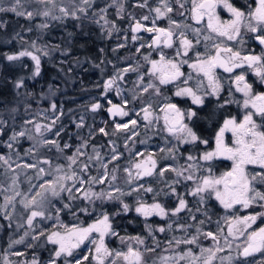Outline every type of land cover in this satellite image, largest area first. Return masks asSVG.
<instances>
[{
	"label": "snow or ice",
	"instance_id": "6c2138e0",
	"mask_svg": "<svg viewBox=\"0 0 264 264\" xmlns=\"http://www.w3.org/2000/svg\"><path fill=\"white\" fill-rule=\"evenodd\" d=\"M24 3L42 5L43 9L20 10L24 6L21 0H11L7 5L5 0H0V13L11 12L28 21L36 16L54 21L92 19L109 37L121 29L115 20L108 19V9L115 6L119 19H124L126 11L125 0H111V4L103 7L96 5V0H67V3L65 0H24ZM174 4L178 7L174 8ZM132 7L148 9V14L140 18L128 13L130 23L124 30L131 33L130 40L134 44L138 43L131 59L139 54L140 60L136 61L135 66L129 63L117 69L105 80L102 96L108 105L110 117L127 118L112 120L113 133H130L125 141L126 148L128 141L139 135L137 129L141 124L146 131L155 128L165 133L164 144H171V147L159 148L158 152L163 155H158L157 151L133 152L129 149L131 158L122 169L123 183L135 186L126 192L117 184L121 171L118 162L124 154L118 150L115 142L109 141L111 154L106 162L96 145H91V154L87 152L95 129L90 128L89 138L80 137V142L68 155L67 151L73 145L69 142L61 144L65 126L61 124L57 127L60 116L47 124L26 120L20 131L13 126L8 139L0 142L9 149L7 155L0 154V164L5 167L6 175L11 173L7 186L0 183V196L3 198L0 214L4 219L12 220L14 214L23 219L27 213L24 223L28 227L19 239L9 240L8 249L25 244L26 238L31 236L33 242L43 239L42 247L51 246L43 264H148L146 256L155 254L161 244L156 233L167 234L179 230L183 235H173L167 239L163 249L166 254L154 255L151 264H264V91H257L245 72L248 69L259 85L264 86V0H249L248 3H239V0H157L155 6H150L149 0H137ZM57 10L59 15L55 14ZM222 11L228 13L229 18H222ZM173 13L183 19H173ZM165 20L167 26H161L160 21ZM6 23L0 21V29ZM48 27L46 22L36 25L40 30ZM23 30L31 32L32 28ZM141 33H147L148 39L145 40ZM12 39L26 46L17 52L0 53V56L8 62H22V58H29L33 62L31 78L41 75L43 57L62 51L58 44L38 46L36 40L26 41L21 32H15ZM128 40L126 34L124 41L117 43L112 51L127 47ZM3 43H11V40ZM250 43L260 47L259 54L248 47ZM144 49H147L146 54ZM67 51L63 49L65 55ZM145 65L147 68L142 71ZM185 67L187 72L184 71ZM218 69L230 74L227 89L218 75ZM130 73L137 76L134 90H129L131 101L119 86V82L125 81ZM25 86L24 76L14 81L17 90ZM168 86L174 87L171 95L164 94L163 90ZM225 91L228 98L221 102ZM113 92L119 97V102L109 98ZM235 93L242 94L243 99H236ZM210 97L216 98L218 111L231 104L238 105L243 110L242 117L226 116L211 138L215 146L193 155L197 145H209V138L199 133L197 125L201 119L199 111L207 106L206 101ZM176 98H180L179 101ZM184 100H190L194 107H181ZM130 103H139L140 107L129 108ZM103 107L97 100L90 104L89 110L96 113ZM51 109L54 112L57 109L54 102ZM16 112L15 107L10 110L11 114ZM213 115L210 113L205 119H212ZM10 118L14 125L15 116L11 115ZM73 123L77 129L86 126L83 115ZM27 125H32V129H27ZM7 130L8 120L0 115V136L6 134ZM98 132L109 135L105 127H100ZM46 134L53 138H45ZM227 134H230V140ZM21 138L33 142V146L25 150L24 156H31L34 162L16 163L13 168L14 145H18ZM172 140L176 143H172ZM139 142L142 145L148 143L147 140ZM184 145L192 146L186 156L181 152ZM41 148H47L49 152L55 149L56 159H63L66 163H56L53 167L52 158L40 156ZM15 155L20 160L19 152ZM181 157L186 161L183 165L164 163L161 166V162L167 160L178 163ZM217 161H230L231 167L216 175L214 169ZM110 164L113 165L111 170ZM93 166L96 167V175L91 174ZM26 169L33 170L34 177H27L29 188L24 192L20 188L19 177ZM168 172L174 173L175 178L164 180L167 190L137 183L145 178L159 177L163 180ZM33 179L38 183L33 184ZM97 185L106 187L97 191ZM182 185L186 188L185 193L178 191ZM139 193H151V202L141 198ZM133 195H137L134 205L125 202V197ZM160 197L168 200L174 198L175 206L169 207ZM187 197L197 199L195 212L189 206ZM212 200L224 210V215L215 221V231L205 228V225L213 223L208 208ZM81 201L86 202L85 206H80ZM106 202L119 206L110 213L104 208ZM17 205H20L19 209ZM257 207L261 211H254ZM241 209L247 214H240ZM250 209L253 211H248ZM133 211L144 218L147 237L152 238L154 246L147 245V237L121 236L116 231L115 218ZM185 212L192 223H176L174 229L172 218ZM62 214H70L77 219L79 214L95 215V219L86 226L83 222L69 225L61 219ZM197 214L203 215L204 219L198 220ZM153 217L169 222L166 226L154 227L148 223ZM38 219L41 222L53 221L52 227L38 228ZM258 221L261 222L260 226L254 227ZM16 227L22 228L24 224L17 223ZM190 229L194 231L190 232ZM108 238H118L121 247H110ZM202 238L211 243L205 247ZM181 245L185 246L183 250ZM26 247L32 249L35 244L29 243ZM194 247L198 252L194 251ZM11 255L23 257L25 253L18 251ZM257 255L260 259H256ZM0 260L3 264H13L7 250L0 255ZM17 264L42 262L33 253L30 261L23 260Z\"/></svg>",
	"mask_w": 264,
	"mask_h": 264
},
{
	"label": "trees",
	"instance_id": "16d2710c",
	"mask_svg": "<svg viewBox=\"0 0 264 264\" xmlns=\"http://www.w3.org/2000/svg\"><path fill=\"white\" fill-rule=\"evenodd\" d=\"M96 5L101 7L109 0H96ZM24 5L22 10H34L35 3L25 4L24 0H21ZM128 9L132 11V15L136 18H140L141 16L148 14L146 8H136L132 7L133 4L137 2V0H127ZM37 6V5H36ZM176 8V5H173ZM95 7V6H94ZM178 7V6H177ZM116 8V7H115ZM57 15H59L58 10L56 11ZM128 14V13H127ZM124 14V19H119L114 16L113 13L108 12V19L115 20L117 22V26L121 29L120 32H114L111 37H109L106 31H101L99 25L93 22L92 19H83L80 21L74 20L72 18H66L63 21H54L51 19L45 20V18L40 16L34 17L32 21H28L25 17L17 16L14 13L6 12L0 13V21H6V26L3 29H0V53L3 52H14L15 49L18 48V40H13L12 37L15 32H21V35L24 37L26 41L36 40L38 46L44 45H60L62 51L53 52L50 57L42 58V72L39 77L31 78V66L30 61L26 58H22V62H8L0 56V115L3 116L4 119L8 120V130L6 134L0 136V142L6 141L8 139L9 130L15 127L16 131H20L22 128L21 123L24 124L26 120H43L44 124L50 123L56 116H60V121L57 124L59 127L61 124L65 126V133L62 134L61 144L64 142L72 143L74 141V146H76L80 140V137L89 138V130L95 129V134L90 139V145L87 148V152L91 154L92 149L91 145H96L101 154L104 156L105 162L108 160L111 154V145L109 141L112 140L118 146V150L122 152L124 155L122 159L118 162L121 168V171L118 173L120 177L119 186L123 188L125 185L122 181L124 178V173L122 171L123 167L126 166L127 161L131 158L129 155V149L132 151H157L158 155H163L158 152V149L161 147H171V144L165 145L163 137L166 135L165 133L159 132L157 129L153 128L150 130H145L141 124V126L137 129L139 135L133 137L132 140L128 141V147H125V141L127 135L130 133H113V123L112 120L115 119L117 121L126 120L127 118H112L109 119L106 116L104 111L106 101L103 99V83L109 77H111L117 69H121L126 67L129 63L135 66L136 61H139L140 55L137 54L135 59H131L133 53H135V47L138 46L133 42H128L127 47L123 49H119L116 52H113L112 49L116 47L117 43H122L124 41L125 35L130 32L125 33V29L128 28V24L130 20L128 15ZM173 18H177L179 15L177 13H173ZM89 16H91V10L89 12ZM116 17V18H115ZM37 20L39 23H48L49 27L45 30H40L36 28ZM162 26L165 25V22L162 23ZM32 28L31 32L24 31L25 28ZM72 33L71 36L68 34ZM145 40L148 39V34H142ZM11 40V43H3V41ZM248 47L254 48L255 52L259 53L261 50L255 43H250ZM63 49H67V54L65 55ZM103 49V51H101ZM143 52L146 54L147 49H144ZM141 63H143L141 61ZM23 65H27V67H23ZM144 69H142L143 71ZM25 77V87L22 89L14 88V81L19 77ZM224 81L226 82L228 76L226 74L220 75ZM137 76L135 73L127 74L126 80L130 83H134ZM51 85V88L49 87ZM134 85V84H133ZM119 86L124 90L125 96L131 101L132 95L130 86L119 82ZM172 86H168L164 89L165 95H171ZM27 93H31V95H27ZM222 97V96H221ZM109 98L113 99V101H118L119 97L115 96V93H110ZM179 101L180 98H176ZM99 100L104 107L96 113H92L89 108L90 104ZM55 103L57 105V109L54 112L51 109V104ZM222 102V101H221ZM30 106V107H27ZM206 107L199 111V116L201 117L197 129L199 133L204 138H209V145H197L196 151H193V155H199L205 150H211L213 140L211 139L214 136L215 130L221 120H223L228 115H234V109L232 104L227 106L223 110H216V98L210 97L206 101ZM181 107H190V100H184L180 105ZM15 107L17 112L15 114H11L10 110ZM136 107L137 109L140 107L139 103H130L129 108ZM194 107V106H192ZM44 110H47L46 112ZM61 112L63 115H61ZM214 114L212 119H205V117H209V115ZM11 115L15 116V123L10 118ZM81 115L85 118L86 126L82 129H77L75 127V123L73 121L78 122ZM107 122V123H105ZM12 126V127H11ZM28 126L26 128L28 129ZM11 127V128H10ZM100 127H105L106 131L109 133L108 136H104L98 132ZM48 139L53 138L50 134H46ZM171 139V138H169ZM140 140H147L148 143L146 145L140 144ZM30 141L26 138H21L18 145H14L13 149V158L15 163H21L25 159L20 158V160L16 159V152H19L20 157L24 156V152L22 150V145L29 143ZM172 143H176L175 140H172ZM43 151H48L47 148H42ZM27 150V149H26ZM192 150V146L184 145L181 147V152L184 153V156L188 154L189 151ZM9 152L2 143H0V154L6 155ZM49 155V156H48ZM47 156L52 158L54 163H61L62 159H56V153L52 150ZM186 161L184 157H181L177 162L167 160L162 161L161 166L164 163H173L176 166L184 164ZM113 167L112 164L109 165V169ZM225 167L224 161H217L214 172L217 173L221 169ZM91 174L96 175V167L93 166L91 169ZM27 171L20 175V188L23 191L25 187L29 185L26 177H34L28 173ZM5 175V168L2 169L0 166V176ZM175 178V174L168 172L166 173L165 178L162 180L159 177L154 178H145L143 181L137 183H145L146 186H152L153 188L160 190L165 188L164 180L171 181ZM117 181V183H118ZM32 183L37 182L36 180H32ZM27 184V186H26ZM135 184L128 186L129 191L131 187H134ZM181 187L178 188V191L182 193ZM141 198L150 201L152 194H138ZM137 196V195H133ZM132 197V196H130ZM129 198V197H127ZM137 199V198H136ZM162 202H165L169 207L175 203L174 198L168 200L164 197H160ZM189 206L192 208V211L195 212L196 207L198 206L197 200L190 199ZM80 206H85L86 202H79ZM112 202H106L104 204V208L112 212L114 209H111ZM134 201L130 200V204H133ZM98 210L97 214H99V202H97ZM208 208L210 209L209 215L212 217V221L219 217L221 210L219 207L214 205L213 200L209 203ZM213 212L216 213L213 215ZM61 219L65 224L71 225L72 223H86L89 220L95 219V215H83L79 214L78 219L74 218L70 214H62ZM197 219H204V216L201 214H197ZM169 221L162 220L161 218H157L156 220L149 219L148 223H151L153 226L157 224V226H166V223ZM174 222V229L176 223H192L189 219V214L187 212L181 213L179 217L172 218ZM39 223V219L36 221V224ZM53 221H47L45 224H37L38 228H51ZM145 221L141 219H136V217L130 213L123 214L119 217H116L114 220V227L116 231L120 233L121 236H136L145 235ZM214 223L211 225H205L206 230L213 228ZM22 227L21 229L25 228ZM14 232V235L17 236L19 231ZM27 227L25 228V230ZM190 232L194 231V229H190ZM181 236L182 232L179 230H175L170 233H156V238L161 241L159 251L163 250L165 246V241L171 236ZM19 239V238H18ZM2 238L0 237V243L2 242ZM33 243L31 240V236L26 238L25 244L14 245L13 249L15 251H24L29 252V248L26 247L27 244ZM110 247L120 246L121 242L118 238H109ZM146 243L149 247L154 246L151 237H147ZM112 244V245H111ZM114 244V245H113ZM158 251V252H159ZM156 254H148L146 259L148 260V264H151V257ZM41 257L40 255H37ZM256 259H260V256L257 255Z\"/></svg>",
	"mask_w": 264,
	"mask_h": 264
},
{
	"label": "rangeland",
	"instance_id": "374dc122",
	"mask_svg": "<svg viewBox=\"0 0 264 264\" xmlns=\"http://www.w3.org/2000/svg\"><path fill=\"white\" fill-rule=\"evenodd\" d=\"M127 0H125V8H126V11H125V14H127V13H131L132 14V11L131 10H127L128 8V2H126ZM11 2V0H5V3H6V5L8 4V3H10ZM97 2V1H96ZM149 2H150V6H155L156 5V2H157V0H149ZM22 3V2H21ZM65 3H67V0H65ZM106 4H111V0H109V1H107V3H105L104 5H102L101 7H103V6H105ZM177 7V6H176ZM37 8H40L41 10L43 9V6L42 5H34V10L35 9H37ZM23 8H21L20 10H22ZM147 10V12H148V9H146ZM108 12H110V13H113L114 14V16H116L117 17V15H116V8H115V6H112V7H110L109 9H108ZM128 15V14H127ZM115 17V18H116ZM40 19H41V16L39 17ZM173 19H176V18H173ZM177 20H182V19H177ZM39 20H37V24H39ZM163 22H165V25L164 26H167V21L165 20V21H162V23ZM189 23H192V21H189ZM128 26H129V24H128ZM162 26V25H161ZM142 34H147V33H141L140 35H142ZM130 36H131V33H129L128 34V37H129V40H128V42H132L131 40H130ZM26 45H21L20 43L18 44V48L17 49H15L14 50V52H17V51H20L21 49H22V47H25ZM260 48V47H259ZM201 51H203V48H201L200 49ZM261 50V49H260ZM256 54H259V53H257V52H255ZM169 54H171V50H169ZM26 59H28L29 61H30V66H31V72H32V61L29 59V58H27V57H25ZM140 59V58H139ZM147 68V65H145L144 66V70ZM184 71L185 72H187L188 71V69H187V67H185V69H184ZM222 71V72H221ZM217 72H218V75H222L224 72H223V70L222 69H218L217 70ZM245 72H247L248 73V75H247V79L249 80V82L250 81H253V82H255V86H256V90L257 91H264V88H259V87H261L260 85H259V83H258V80H257V78L248 70V69H245ZM224 74H226V76H228V78H227V81L226 82H223L224 84H225V88L227 89V87H228V80H229V76H230V74H228V73H224ZM222 81H224V79L222 78ZM121 83H123V84H125L126 83V85H128V86H130V89L131 90H134V83L132 84V83H130V82H128L127 80H125V81H121ZM171 90H172V92L174 91V87H172L171 88ZM171 92V93H172ZM235 95V98L236 99H240V100H242L243 99V97H242V94H239V93H235L234 94ZM225 98H228V96H227V91H225L223 94H222V97H221V101L223 102V99H225ZM114 102H119V100L118 101H114ZM107 106V104L105 105V107ZM230 106V105H229ZM232 106H233V109H234V115L235 116H237L238 118H241L242 117V112H243V110L238 106V105H236V104H232ZM117 118V117H116ZM119 118V117H118ZM118 120V119H117ZM36 122H41V123H43L44 121L43 120H41V119H39V120H35ZM222 121L223 120H221V122L219 123V124H221L222 123ZM10 124H13L12 122L10 123ZM22 125H24L23 123H21V126ZM161 125H162V121H161ZM20 126V127H21ZM219 126V125H218ZM218 126H217V128H218ZM12 127V126H11ZM10 127V128H11ZM32 125H29L28 126V129L29 130H31L32 129ZM22 128V127H21ZM216 128V129H217ZM12 129L13 128H11L10 130H9V134L11 135V132H12ZM22 130V129H21ZM216 131V130H215ZM228 135V138H229V140H230V134H227ZM72 145H73V148L71 149V150H68L67 151V154L68 155H71V153H72V151H74V149H75V146H74V141L71 143ZM33 146V142L32 141H30L29 143H26V144H24V145H22V150L23 151H25L26 149H28L29 147H32ZM215 145H214V142L212 143V148L214 147ZM211 148V149H212ZM53 151L55 152V149H53ZM50 152L49 151H43V149L41 148L40 149V156H47L48 154H49ZM7 155V154H6ZM49 156V155H48ZM20 158H24L25 160L23 161V162H28V163H32V162H34L33 161V158L31 157V156H23V157H20ZM13 161H14V158H13ZM225 162V167L223 168V169H221L220 171H218L217 173H215L216 175H219L220 174V172H222V171H225V170H227L228 168H230L231 167V162L230 161H224ZM22 163V162H21ZM61 163H66L63 159H62V161H61ZM55 164L56 163H54L53 162V167L55 166ZM185 164V163H184ZM15 165H16V163L15 162H12V166H13V168H15ZM182 165H183V163H182ZM0 166L2 167V169H4L5 167L2 165V164H0ZM46 168H47V166H45ZM31 169H26V170H24V172L23 173H26L27 171H30ZM109 170H111V169H109ZM23 173H21V175H23ZM29 174H31L32 176H34V171L33 170H31V172H29L28 173V175ZM10 176H11V173H7V175L5 174V175H2V176H0V183H4V185L5 186H7V184L10 182ZM26 180H27V177H26ZM35 180V179H34ZM124 180V178L122 179V181ZM35 183H38V182H35ZM35 183H33V184H35ZM117 184H119V181H118V183ZM26 186H27V184H26ZM191 185L189 184V187H190ZM101 187H106V185H104V186H100V185H97L96 186V190L97 191H99L100 190V188ZM181 187V190L180 191H182V193H185L186 192V188L182 185V186H180ZM28 188H29V185L27 186V187H25V189L23 190L24 192H27V190H28ZM123 189L124 190H128L127 189V185H124L123 186ZM66 195V194H65ZM136 198H137V196H132V197H129V198H127V197H125L124 199H125V202H127V203H129L130 204V200H133L134 201V203H135V201H136ZM190 199H193V200H197V199H195V198H192V197H190ZM148 202H151V200L150 201H148ZM213 202H214V205L215 206H217V207H219L220 208V210H221V213L219 214V217H222L223 215H224V210L219 206V204L217 203V202H215L214 200H213ZM0 203H3V198H2V196H0ZM134 203L132 204V205H134ZM118 204L117 203H114V202H112L111 203V209H114L112 212H114V211H116L117 210V208H118ZM175 206V203L174 204H172L170 207H174ZM17 208L19 209L20 208V205H17ZM248 211H253V209H250V210H248ZM254 211H261V209L260 208H255L254 209ZM111 213V212H110ZM130 214H132V215H134L135 217H136V219H141V220H143V221H145L144 220V218L143 217H139L134 211L133 212H130ZM240 214H247V212L245 211V210H240ZM26 215H27V213H25V216H24V218L23 219H21L20 217H18V216H16L15 214H14V218L12 219V220H6V219H4V216H3V214H0V237L2 238V242L0 243V255H2L6 250L8 251V254H9V259L11 260V261H13V264H17V262H19V261H23V260H28V261H30L31 260V258H32V254L33 253H35L36 255H40L41 257H39L40 258V260H41V262H42V264H43V262H45L46 260H47V258H48V256H49V254H50V249H51V246L50 245H46V246H41V245H44V241H43V239H41L40 241H37V242H33L34 244H35V247L34 248H32V249H30L29 250V252H24V251H19V252H24L25 253V256H23V257H17V256H14V255H11V253H13V252H18V251H15L14 249H13V247L11 248V249H8V242H9V240H11V239H18L20 236H22L23 234H24V231H25V228L26 227H28L27 225H26V223H24V221L26 220ZM123 215V214H122ZM219 217H217L216 219H214V221H213V223H214V225H213V228H211L210 230H212V231H215V228H216V225H215V221L219 218ZM154 218V220H156L157 218H159V217H153ZM153 218H151V219H153ZM94 219H92V220H89L88 222H86V223H84V225L86 226L88 223H91L92 221H93ZM47 221H43V222H41L40 220H39V223H37V224H45ZM17 223H21V224H24V226L26 225V227L25 228H23V229H21V228H17L16 227V225H17ZM260 224H261V222L260 221H258L257 222V225H255L254 227H257V226H260ZM9 225H11V227H9ZM157 226V224L154 226V227H156ZM21 229V232L19 231V233H18V235L17 236H15L14 235V232H17L18 230H20ZM27 230V229H26ZM208 230V229H207ZM143 236L144 237H147V232L145 231V235L143 234ZM108 242H109V238H108ZM201 242H202V244L205 246V247H207L211 242L210 241H208V240H203V238H202V240H201ZM112 245V244H111ZM114 245V244H113ZM109 246H110V243H109ZM165 246H166V244H165ZM117 247H120V246H115L114 245V247L113 248H117ZM184 247L185 246H183V245H181V250H183L184 249ZM160 249H157V251H156V255H161V254H166V253H164L163 252V250H161V251H159ZM159 251V252H158ZM194 251H197L198 252V249H196L195 247H194ZM224 254H226V253H224ZM154 258V256L153 257H151V260H149V261H151L152 262V259ZM0 264H3V261L2 260H0Z\"/></svg>",
	"mask_w": 264,
	"mask_h": 264
},
{
	"label": "flooded vegetation",
	"instance_id": "af4514ba",
	"mask_svg": "<svg viewBox=\"0 0 264 264\" xmlns=\"http://www.w3.org/2000/svg\"><path fill=\"white\" fill-rule=\"evenodd\" d=\"M249 2V0H239V3H248ZM221 16H222V18H224V19H227V18H229V14L228 13H226V12H221ZM183 19L182 17H180V16H178L176 19ZM190 21V20H189ZM188 21V22H189ZM222 72V71H221ZM251 83H254V85H255V82H253V81H250ZM259 88H264V86H261V87H259Z\"/></svg>",
	"mask_w": 264,
	"mask_h": 264
},
{
	"label": "water",
	"instance_id": "95a60500",
	"mask_svg": "<svg viewBox=\"0 0 264 264\" xmlns=\"http://www.w3.org/2000/svg\"><path fill=\"white\" fill-rule=\"evenodd\" d=\"M107 107H108V105L105 107V109H104V111H105V113H106V116L109 118V119H112V117H110L109 116V114L107 113Z\"/></svg>",
	"mask_w": 264,
	"mask_h": 264
}]
</instances>
